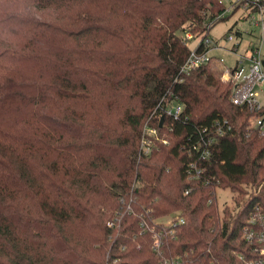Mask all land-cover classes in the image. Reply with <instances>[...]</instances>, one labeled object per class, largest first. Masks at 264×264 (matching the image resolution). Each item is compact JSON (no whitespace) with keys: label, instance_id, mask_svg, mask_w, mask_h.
Listing matches in <instances>:
<instances>
[{"label":"trees","instance_id":"obj_1","mask_svg":"<svg viewBox=\"0 0 264 264\" xmlns=\"http://www.w3.org/2000/svg\"><path fill=\"white\" fill-rule=\"evenodd\" d=\"M225 9L0 0V264H264L245 235L257 207L264 219L255 113L212 63L182 71L185 35L203 44ZM175 102L178 119L164 111ZM218 189L236 194L221 216Z\"/></svg>","mask_w":264,"mask_h":264},{"label":"built area","instance_id":"obj_2","mask_svg":"<svg viewBox=\"0 0 264 264\" xmlns=\"http://www.w3.org/2000/svg\"><path fill=\"white\" fill-rule=\"evenodd\" d=\"M232 9L234 12H237L240 8H243L246 12V16H244V20L250 23L252 30L247 32L249 36L258 30L260 31L261 41L258 45H254L253 47L249 46L245 51V54H241L240 51L243 47V43L235 41L237 40V36L243 39L242 33H237V35L228 34L225 37L226 43L233 42L234 45L231 51L235 54H239L241 56L240 60L237 62L235 68L227 67L223 61L215 56H211L209 53L211 49H222L221 44L216 41L213 42L207 38V40L197 46V48L193 49L191 52V56L188 61L182 67V71L185 74H189L195 68L208 65L212 63L214 68L220 72L221 80L225 82L232 83L234 88L232 91V102L236 106L248 108L251 112L255 113L251 119L252 128L258 129L264 135V104L260 101L261 95L264 96V0H229ZM221 3H224L225 0H221ZM230 12V9L226 7L225 11L221 14L220 17H225ZM185 39L188 42L197 39L191 36L190 34L185 35ZM202 45L203 50L198 51V47ZM245 62L249 64V72H247L245 66ZM259 87L261 89H259ZM183 108L179 102H175L173 104H167L165 108V113L169 116H173L175 119H178ZM152 135L155 138H158V131L154 128H151ZM225 132L221 129H217L214 135H210L208 144L209 147L213 146L214 143L220 138V136H224ZM145 141H143V153L149 154L151 148L145 146ZM210 157V149L206 150L202 155V159L207 160ZM204 169H201L196 163H192L189 166L188 174L191 176V179H196L204 173ZM260 209L257 207L256 214L251 216L250 220V228L246 229V238L254 243L259 244L261 249V255L264 258V219L263 215L259 214ZM176 215L179 216L177 213ZM118 219H114L111 221L112 227L118 224ZM176 221H178L179 225L185 223L184 219L176 216ZM179 260H182V257L179 256L175 260H172L171 263H178ZM263 260L259 262H250L247 264H262Z\"/></svg>","mask_w":264,"mask_h":264},{"label":"rangeland","instance_id":"obj_3","mask_svg":"<svg viewBox=\"0 0 264 264\" xmlns=\"http://www.w3.org/2000/svg\"><path fill=\"white\" fill-rule=\"evenodd\" d=\"M225 5L230 9V12L227 14L229 16V19L222 21V23L216 25L210 32L208 38L213 42L218 41L221 44L222 49H211L210 54L211 56H215L219 58L223 63L229 67V68H235L237 65V62L240 60L241 56L238 54H235L231 51L234 43L229 42L226 43L225 37L228 34H231V30H233L232 34L237 35V33L243 34V39L241 37L237 36V42H242L243 47L240 51L241 54H245L246 50L249 46L253 47L254 45H258L261 41V33L260 31L256 30L252 36H249L247 32H250L252 30V27L250 23L246 22L244 20V16H246V12L243 8H240L237 10V12H234V9H232L230 1L225 0ZM200 44V39H194L190 41V48L195 49ZM263 52H264V46H263ZM249 64L248 62H245V68L247 72H249ZM215 71L218 73V76L221 77L220 72L215 69ZM223 82V81H222ZM225 82V81H224ZM259 89H261L259 87ZM260 101L264 104V96L261 95ZM147 134H152L151 127L147 132ZM143 141L147 143L148 141L146 138H143L141 145L143 144ZM218 201L216 202L218 206V215L221 216L224 212V210L230 209L233 210L235 208L233 197H236V194L232 192L230 189H218ZM119 218L117 214L111 218L107 223L109 226L111 225V221H114V219ZM164 222V223H171V218L169 216H166L164 218L157 219L155 222Z\"/></svg>","mask_w":264,"mask_h":264}]
</instances>
